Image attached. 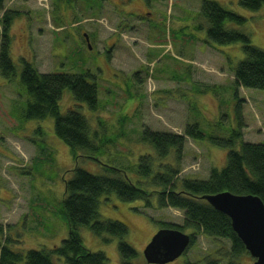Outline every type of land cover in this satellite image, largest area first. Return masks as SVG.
Returning a JSON list of instances; mask_svg holds the SVG:
<instances>
[{
	"label": "rangeland",
	"instance_id": "rangeland-1",
	"mask_svg": "<svg viewBox=\"0 0 264 264\" xmlns=\"http://www.w3.org/2000/svg\"><path fill=\"white\" fill-rule=\"evenodd\" d=\"M241 16L226 30L249 36L264 52V6L242 9L238 0H211ZM202 0H3L2 16L13 13L7 29L9 57L16 75L0 73V246L25 255L49 250L68 236L61 215L64 183L75 168L108 175L106 168L122 169L137 182L138 158L150 154L159 166L179 169L178 178L202 179L212 168L226 165L227 149L211 142L188 139L180 163L171 154L158 161L153 149L140 141L144 128L181 134L197 124L210 137L227 139L237 128L241 101L242 141L264 144V90L235 88L233 70L243 59L241 44L219 45L206 36L200 16ZM39 73L78 74L93 77L97 102L91 111L72 101L69 91L59 101L60 113L74 108L83 115L98 147L86 155L71 150L54 133L52 118L27 120L28 101L19 83L21 63ZM238 148L236 146L235 150ZM153 197L152 206L156 204ZM98 220L118 221L128 229L125 237L136 252L133 264H146L143 249L163 223L182 225L183 212L146 208L140 201L121 202L114 194L100 199ZM84 247L102 252L108 264H120L118 238L95 236L78 230ZM185 234L194 232L183 230ZM230 245L224 239L196 235L195 243L167 264H253L244 253L230 262ZM54 264L62 259L52 257Z\"/></svg>",
	"mask_w": 264,
	"mask_h": 264
},
{
	"label": "trees",
	"instance_id": "trees-1",
	"mask_svg": "<svg viewBox=\"0 0 264 264\" xmlns=\"http://www.w3.org/2000/svg\"><path fill=\"white\" fill-rule=\"evenodd\" d=\"M238 4L242 9L255 12L264 6V0H238ZM2 10L3 0H0V11ZM199 14L207 24L206 36L210 42L219 45L239 43L242 46L243 59L232 69L234 87L264 90V52L251 44L249 36L224 28L226 23L240 25L245 20L211 0H202ZM13 15L5 12L2 16L0 73L8 79L16 75L8 54L7 36ZM21 67L19 83L25 88L28 97L24 111L25 119L52 118L56 137L71 150L74 158L78 157V152L85 155L88 152H96L98 147L91 140L92 136L97 139L96 132H90L86 118L74 108L63 114L59 109V101L65 91H69L72 101L76 104H84L93 112L102 109L97 102L93 77L87 73H39L32 64L25 61L21 63ZM235 99L238 101L237 128L231 131L226 140L205 135L197 124L185 126L181 134L144 128L140 135V141L153 149L158 161H163L173 154L176 164L183 158L184 146L188 139L207 140L228 150L223 169L212 168L205 180L180 179L177 176L179 169L169 164L159 166V170L155 171L156 162L150 154L138 158L137 182L130 181L122 169L108 167L105 169L108 175L98 176L75 168L71 179L64 183L61 202L60 213L68 227L67 238L52 249L29 250L25 255L1 245L0 264H54L52 257L62 259V264H108L102 252H92L84 247L78 232L80 228H87L97 237L108 235L118 238L119 263L133 264L132 260L137 257V252L124 240L128 234L127 227L118 221L98 220L100 199L111 194L121 202L140 201L146 208H172L183 212L182 225L163 223L161 229L193 231L188 249L194 245L196 235H202L214 240H227L230 245V262L246 254L242 242L231 228L230 219L202 199L207 195L229 192L234 195L256 196L264 205V144L241 140L245 124L241 114V101L236 92ZM100 142L103 144L106 139ZM87 158L95 160L89 156ZM153 197L157 200L155 206L150 202Z\"/></svg>",
	"mask_w": 264,
	"mask_h": 264
},
{
	"label": "water",
	"instance_id": "water-1",
	"mask_svg": "<svg viewBox=\"0 0 264 264\" xmlns=\"http://www.w3.org/2000/svg\"><path fill=\"white\" fill-rule=\"evenodd\" d=\"M213 209L226 215L233 232L242 242L253 264H264V205L252 195L222 192L202 198ZM190 245V235L177 229L158 230L143 249L146 264L173 262Z\"/></svg>",
	"mask_w": 264,
	"mask_h": 264
}]
</instances>
